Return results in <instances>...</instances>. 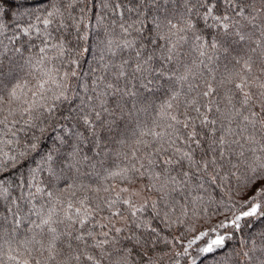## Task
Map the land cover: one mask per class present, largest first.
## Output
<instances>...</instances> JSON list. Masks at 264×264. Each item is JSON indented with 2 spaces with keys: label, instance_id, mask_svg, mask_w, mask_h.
I'll return each instance as SVG.
<instances>
[{
  "label": "snow or ice",
  "instance_id": "1",
  "mask_svg": "<svg viewBox=\"0 0 264 264\" xmlns=\"http://www.w3.org/2000/svg\"><path fill=\"white\" fill-rule=\"evenodd\" d=\"M0 264H264V0H0Z\"/></svg>",
  "mask_w": 264,
  "mask_h": 264
}]
</instances>
